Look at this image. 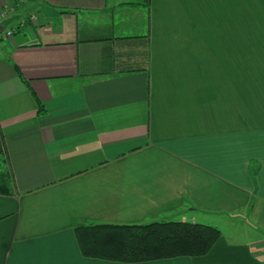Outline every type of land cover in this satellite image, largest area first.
Wrapping results in <instances>:
<instances>
[{
    "label": "crops",
    "instance_id": "obj_1",
    "mask_svg": "<svg viewBox=\"0 0 264 264\" xmlns=\"http://www.w3.org/2000/svg\"><path fill=\"white\" fill-rule=\"evenodd\" d=\"M243 54L264 55V0H0V264H264V59L244 110ZM154 221L222 237L126 263L75 235Z\"/></svg>",
    "mask_w": 264,
    "mask_h": 264
},
{
    "label": "trees",
    "instance_id": "obj_2",
    "mask_svg": "<svg viewBox=\"0 0 264 264\" xmlns=\"http://www.w3.org/2000/svg\"><path fill=\"white\" fill-rule=\"evenodd\" d=\"M40 111L43 110L42 104ZM14 193L5 141L0 131V194ZM83 256L141 263L176 257H201L222 237L219 228L188 221H154L146 224L91 223L75 229Z\"/></svg>",
    "mask_w": 264,
    "mask_h": 264
},
{
    "label": "rangeland",
    "instance_id": "obj_3",
    "mask_svg": "<svg viewBox=\"0 0 264 264\" xmlns=\"http://www.w3.org/2000/svg\"><path fill=\"white\" fill-rule=\"evenodd\" d=\"M259 59L261 61L264 59V55H250L243 54V99H244V110H249L250 102V78H251V67L252 60Z\"/></svg>",
    "mask_w": 264,
    "mask_h": 264
},
{
    "label": "built area",
    "instance_id": "obj_4",
    "mask_svg": "<svg viewBox=\"0 0 264 264\" xmlns=\"http://www.w3.org/2000/svg\"><path fill=\"white\" fill-rule=\"evenodd\" d=\"M12 34H13V30H10V31L7 32V35H8V36H10V35H12Z\"/></svg>",
    "mask_w": 264,
    "mask_h": 264
}]
</instances>
